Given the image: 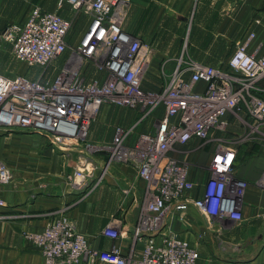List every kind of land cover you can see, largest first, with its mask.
Here are the masks:
<instances>
[{"label": "built area", "instance_id": "2783aa9c", "mask_svg": "<svg viewBox=\"0 0 264 264\" xmlns=\"http://www.w3.org/2000/svg\"><path fill=\"white\" fill-rule=\"evenodd\" d=\"M127 4L129 0H58L56 11L34 7L25 22L0 32V46H9L19 64L38 70L36 79L8 76L0 60V129L44 134L61 145L79 143L105 106L140 111L141 121L151 125L131 146L134 128L122 126H116L109 145L85 143L88 151L107 152L109 163L135 170L127 196L135 184H143L127 254L120 220L113 218L103 231L112 247L99 250L62 212L42 232L25 234L44 264H197L199 252L180 237L172 220L184 223L193 208L209 225H218L220 233L225 224L244 217L249 183L236 176L239 148H264V51L249 52L256 32L237 43L220 68L185 64L181 58L166 87L145 94L154 49L123 29ZM59 10L69 15L61 16ZM89 64L95 70L92 80L87 78ZM160 108L163 113L156 118ZM89 165L78 166L69 178L75 190L90 187L94 172ZM13 176L0 163V186ZM260 184L264 189V171Z\"/></svg>", "mask_w": 264, "mask_h": 264}, {"label": "crops", "instance_id": "0c3cea01", "mask_svg": "<svg viewBox=\"0 0 264 264\" xmlns=\"http://www.w3.org/2000/svg\"><path fill=\"white\" fill-rule=\"evenodd\" d=\"M57 2L37 0L15 23L25 22L37 6L56 11ZM261 8L264 0H129L124 8L123 29L154 48L149 72L157 78L164 73L170 79L181 58L185 64L192 61L220 68L237 43L253 31L256 38L249 52L262 54L264 13L256 14ZM58 13L69 15L66 10ZM16 64L18 69L25 67L17 61ZM4 70L7 73L5 67ZM37 71L31 70L34 76ZM108 111V106L103 107L101 117ZM118 113L112 112L117 117L116 126L134 128L127 143L134 145L138 135L147 132L151 125L141 121L140 111L125 109L119 117ZM162 113L160 108L155 117ZM93 127L94 124L89 136ZM113 136L114 133L109 144ZM0 162L14 174L11 183L0 186V202L4 204L0 206V264H44L40 250L28 243L25 234L42 232L62 212L74 220L78 232L89 237L93 248L109 250L112 247V240L103 231L117 214L126 194L124 189L136 180L132 167L109 163L107 152L84 151L78 142L61 145L44 134L20 128L0 129ZM73 163L77 167L88 164L93 167L94 179L85 192L75 190L69 183L73 175L69 168ZM263 171L264 148H239L236 176L249 183L241 222H228L218 233L219 226L209 225L193 208L185 215L184 223L177 217L172 220L180 237L199 252L197 264H264V189L260 184ZM129 196L128 210L121 214L124 254L133 244L144 198L143 184H135ZM142 247L139 245L136 250L141 251Z\"/></svg>", "mask_w": 264, "mask_h": 264}, {"label": "rangeland", "instance_id": "374dc122", "mask_svg": "<svg viewBox=\"0 0 264 264\" xmlns=\"http://www.w3.org/2000/svg\"><path fill=\"white\" fill-rule=\"evenodd\" d=\"M36 1L37 0H0V32L4 30L7 25L9 26V24H13L21 20L22 13L23 14L26 13L29 7L31 8L33 4H36L35 3ZM262 13H264V8L258 9L256 11V14H262ZM0 60L2 61L3 66L7 70L6 74L8 76H12V75L17 76V75L22 74V75H27L29 77H33L34 79L38 77V74L34 76L31 70L26 67H24L25 70L22 68L18 69L19 66L16 67V65L18 64H16V61L13 58L12 53H11V48L9 46H6V45L0 46ZM87 72H88L87 74L88 79L92 80L95 78V70H94L93 65L91 64L88 65ZM36 73H38V71ZM49 75H50V71L46 74V77H49ZM168 80L169 79L164 76V73H162L160 77L157 78V76L154 73H152V71L147 72L144 78L143 90L145 94H150L152 92L159 93L166 87ZM108 108H109V111L106 113V115H103L101 117L102 114L100 115L99 113L94 123V127L92 129L91 135L90 136L89 134L86 135L85 137L82 138L83 140L79 142V144L83 146L84 151H86V147L85 145H83L85 143L91 146H106L109 144L108 142L112 136V133L115 132V128H114L116 126L115 118L117 119L115 115H112V112L113 110L119 111L118 113V117H119L124 113L125 109H119V108L115 109L117 107H113V106H109ZM103 119H106V120L104 121ZM224 136L225 138L232 137V135L230 134H226ZM76 168H77V165H74L73 163V165H71L69 169L70 171H72V173H74ZM69 183H70V180H69ZM126 189H124V192ZM130 199H131V196H127L126 194H123V197L118 206V212L115 215L114 219H118L120 220V222H122L121 214L126 208L128 210V207H129L128 205H130L129 204ZM137 219H139V215ZM137 223H138V220H137Z\"/></svg>", "mask_w": 264, "mask_h": 264}]
</instances>
